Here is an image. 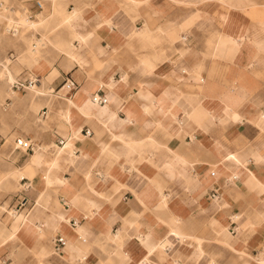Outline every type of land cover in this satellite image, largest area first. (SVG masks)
Here are the masks:
<instances>
[{
  "label": "crops",
  "instance_id": "1",
  "mask_svg": "<svg viewBox=\"0 0 264 264\" xmlns=\"http://www.w3.org/2000/svg\"><path fill=\"white\" fill-rule=\"evenodd\" d=\"M11 1L43 46L17 45L30 67L7 81L23 94L1 114L18 187L0 218L29 221L0 257L264 264V0Z\"/></svg>",
  "mask_w": 264,
  "mask_h": 264
},
{
  "label": "rangeland",
  "instance_id": "2",
  "mask_svg": "<svg viewBox=\"0 0 264 264\" xmlns=\"http://www.w3.org/2000/svg\"><path fill=\"white\" fill-rule=\"evenodd\" d=\"M0 2L2 3V4L0 3V53L2 52L5 53L3 57L6 58V52L10 51L11 48H15L14 49L15 51L13 50V52L15 53V56L17 58L16 61L11 62L9 58L3 61L0 56V81L1 83L2 82L4 83L3 85L1 84L0 86V121H1L2 120L1 114L3 112H6L5 99L9 97L12 98V96L15 97L16 95L22 96L23 94L21 92L12 95V92H10L11 91L10 83L7 82L4 70L6 67L10 68L16 62H22L21 57H23L22 56L23 49H18L17 45H20L21 43L27 44L26 40H28L29 39L28 37L31 36L30 33L34 30H37L38 27L41 26V24L37 23L39 22L40 19L37 20L28 19L27 14L20 10V5L16 3V1L12 2L11 0H0ZM4 6H6V8H4ZM13 23L14 25H19L20 29L15 34L10 35V33H8L7 30L9 29V26L11 25L13 26ZM19 23H21V25ZM29 41H30L28 43L29 48L26 47L25 50H30L31 48L34 47L33 45H35L34 49H38L43 46V40H40L42 42L36 41L34 44H32L34 39L31 38L29 39ZM22 64H25V66L30 67L27 62L25 63V61H23ZM4 65H6V67H4ZM35 90L36 87L34 89L28 90L27 92L31 93L32 95H35L36 94ZM35 112H37V110H35ZM7 132L8 131L0 130L2 136L5 137V143L2 146H0V166L2 168L7 166L10 162L9 160L10 159L9 153L11 150L10 144L12 142L11 140L13 138V135L16 134L13 133L9 137V135H7L8 134ZM17 187L18 186L14 187L12 190H5L0 186V193L4 192L6 195H8L5 199H8L10 194L14 192L17 189ZM0 200H2V194L0 195Z\"/></svg>",
  "mask_w": 264,
  "mask_h": 264
},
{
  "label": "bare ground",
  "instance_id": "3",
  "mask_svg": "<svg viewBox=\"0 0 264 264\" xmlns=\"http://www.w3.org/2000/svg\"><path fill=\"white\" fill-rule=\"evenodd\" d=\"M4 8H6V6H4ZM69 16H70V14L65 13L63 15V18H62L63 21L66 22L68 20ZM8 21H9V19H8ZM19 24L21 25V23H19ZM22 24H24V23H22ZM9 25H10V23H9ZM11 27H14L15 29H18V25H14V23H13V26L12 25L9 26V28H11ZM40 42H42V41H40ZM34 50H33V52H34ZM37 64H38V62H37ZM4 67H6V65H4ZM4 72H5V76H6L7 81L12 82L13 75H12L11 69L6 67ZM10 92H12V94H13L12 90ZM39 149H40V147H38L34 151V153L37 152ZM15 172L16 171H14V170H12L10 168H6V169H1L0 168V186L2 188H4L5 190H8L10 187L13 186V182L11 181V178L14 179ZM28 221H29V218H28V215H27L26 211H23V212L19 213V212H15V211H12V210H8L7 211V215H5L2 219L0 218V246L6 245L7 243H10V242H13L15 239L17 240L18 239V235H17L18 231L23 226H26Z\"/></svg>",
  "mask_w": 264,
  "mask_h": 264
},
{
  "label": "built area",
  "instance_id": "4",
  "mask_svg": "<svg viewBox=\"0 0 264 264\" xmlns=\"http://www.w3.org/2000/svg\"><path fill=\"white\" fill-rule=\"evenodd\" d=\"M7 30V29H6ZM8 33L10 34H14L17 32V29H15L14 27H11L7 30ZM9 57L11 58L12 55H9ZM34 83V80H27L26 84H24L23 82H14L12 84V88H20V87H25V86H31ZM92 101H94L95 103H99V104H103L107 101V98L103 95H99L97 93L93 94L91 96ZM58 144L62 145L63 142H58ZM38 148V146L36 144H34L33 142H31L30 140H27L25 138H16L15 143H14V149H20V150H25V151H30V152H34L36 149ZM25 188L29 187V185H25ZM24 201H22V204L19 206H23ZM18 207V208H19ZM16 210H12V211H17ZM55 247L58 249V247L60 245H62L64 243V238L62 236H57L53 239ZM0 264H14L10 258L8 257H0Z\"/></svg>",
  "mask_w": 264,
  "mask_h": 264
}]
</instances>
